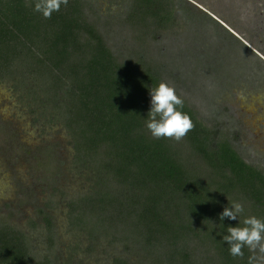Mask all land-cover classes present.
<instances>
[{
	"label": "trees",
	"instance_id": "16d2710c",
	"mask_svg": "<svg viewBox=\"0 0 264 264\" xmlns=\"http://www.w3.org/2000/svg\"><path fill=\"white\" fill-rule=\"evenodd\" d=\"M32 3L0 0V79L39 81L59 107L75 162L93 170L99 190L68 205L75 224L95 234L84 218L95 212L98 232L112 229L115 240L138 246L151 264H248L255 252L229 254L221 234L237 221L221 222L219 213L241 201L249 207L243 215L264 218V171L185 101L194 128L179 141L153 138L144 121L149 89L163 81L156 55L148 56L142 43L133 58L115 55L85 0H69L50 19L33 12ZM184 5L130 0L123 25L142 40L144 30H168ZM184 152L199 160L198 168ZM0 264L54 262L36 257L26 235L0 221ZM112 264L130 263L116 257Z\"/></svg>",
	"mask_w": 264,
	"mask_h": 264
},
{
	"label": "rangeland",
	"instance_id": "374dc122",
	"mask_svg": "<svg viewBox=\"0 0 264 264\" xmlns=\"http://www.w3.org/2000/svg\"><path fill=\"white\" fill-rule=\"evenodd\" d=\"M85 1L115 55L133 58L142 43L148 56L156 55L163 81L208 126L229 133L245 162L264 171V0H183L187 6L168 30L142 28V40L123 25L130 0ZM55 106L33 77L0 79V221L26 235L36 257L47 255L54 264H112L116 257L151 264L138 246L115 240L112 229L98 232L95 212L84 217L95 234L75 224L68 205L100 185L93 170L75 162ZM184 157L191 167L201 164ZM255 255L264 264V253Z\"/></svg>",
	"mask_w": 264,
	"mask_h": 264
},
{
	"label": "clouds",
	"instance_id": "9594fccd",
	"mask_svg": "<svg viewBox=\"0 0 264 264\" xmlns=\"http://www.w3.org/2000/svg\"><path fill=\"white\" fill-rule=\"evenodd\" d=\"M68 4L69 0H33L31 7L33 12L50 19L53 13L59 12ZM149 96L150 106L144 124L153 138L179 141L194 128L193 120L184 111L183 98L172 85L160 81L154 87H150ZM244 213L245 207L239 201H232L219 213L221 222L225 219L237 221L235 226L227 227L221 234V239L228 246V252L232 257H243L245 247L252 252L259 250L260 253H264V218L243 215ZM220 225L224 226L223 223ZM248 264H256V257L249 256Z\"/></svg>",
	"mask_w": 264,
	"mask_h": 264
}]
</instances>
